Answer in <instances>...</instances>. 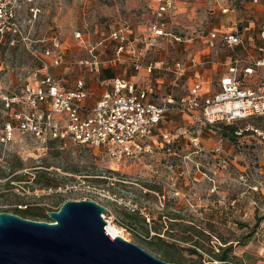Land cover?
Returning <instances> with one entry per match:
<instances>
[{"label":"rangeland","instance_id":"obj_1","mask_svg":"<svg viewBox=\"0 0 264 264\" xmlns=\"http://www.w3.org/2000/svg\"><path fill=\"white\" fill-rule=\"evenodd\" d=\"M152 1L20 0L18 15L27 40L11 43L9 36L0 38V94L25 80L39 67L40 58L49 60L43 49L51 48L54 41L61 44L66 56L61 63L49 67L50 73L60 78L67 88H72L81 78L88 94L92 93L94 98L102 90L100 78L109 73L129 77L130 73L135 74L152 63L154 67L148 71V77L158 68L172 78L173 63L183 62L186 73L162 87L163 95L169 92L172 97L160 100L169 104L171 101L167 99H173V108L166 111L161 127L178 133L176 147L184 156L183 160H176L173 181L165 177L169 173L165 170L155 181L156 176L152 177L151 171L147 172L142 166L138 170V165L108 173L106 165L109 162L100 149L69 140L52 141L41 147L33 144L29 135L18 133L6 155L0 157V210L14 212L16 204L24 202L32 207L41 206L45 211L57 209L66 198L78 196L63 191L62 187L82 176L80 174H86L85 179L100 181L109 190L110 197L98 195V198L108 213L115 216L114 221L120 220L144 232L141 219L144 216L147 226L155 232L153 235L162 237L158 240L150 236L154 245L171 251L172 261L210 264L212 262L207 261L214 258L213 254L224 244L222 240L229 239L232 243L227 258L233 264H264V157L261 139L244 129L247 125L264 128V114L233 123L208 124L198 114L188 115L175 106L179 98L187 94L189 77L196 76L205 85L217 88L231 48L218 42L214 47L207 46L199 35L213 27H229L231 14L212 7L214 0H180L177 11L174 10L168 19V29L179 39L168 34L147 51H143L142 42L137 40L136 52L140 56L144 54L139 69L131 60L107 61L115 56L116 50L114 40L109 37L110 29L125 22L141 36L152 19ZM215 1L236 4L245 14L248 0ZM30 5L39 8L33 21L28 20ZM245 19L237 21L239 28L245 25ZM90 46H94L103 60L97 70H90L81 62L90 57ZM141 70L139 76L146 74ZM154 89L158 90L152 88L153 92ZM153 95L156 97L158 92ZM172 114H176L177 125L169 127L167 120ZM226 124L241 129V133L233 136L227 129L225 134ZM195 135L198 138H190ZM161 158L163 154L158 152L150 158L149 164L155 166ZM181 169L187 170L186 173H180ZM102 173L109 177L96 176ZM122 177L125 181L119 180ZM189 224L200 230L201 245L190 239ZM126 235L167 260L161 250L146 245L145 240L150 237L127 232ZM244 238L245 243H242ZM190 248H195L196 252Z\"/></svg>","mask_w":264,"mask_h":264},{"label":"built area","instance_id":"obj_2","mask_svg":"<svg viewBox=\"0 0 264 264\" xmlns=\"http://www.w3.org/2000/svg\"><path fill=\"white\" fill-rule=\"evenodd\" d=\"M250 1L263 3V17L257 23L259 41L253 46L250 56L246 55L243 38L237 32L209 30L206 33L208 46H215L216 39H219L222 45L232 50L227 71L220 76L215 89L210 84L205 85L200 78H194L188 85L187 94L175 104L182 111L198 114L205 123H233L264 114V0ZM153 3L152 19L141 36L135 34L125 22L110 29L109 37L114 40L116 50L115 56L107 61L120 58L131 60L133 66L139 69L142 64L136 52L137 40L142 42L143 51H147L168 34L179 39L168 29V19L176 8V0H153ZM229 5H220L221 12L227 11ZM20 7V0H0V38L9 36L11 43L27 40L18 15ZM28 9V20L33 21L39 8L30 5ZM88 50L90 57L81 62L87 64L90 70H97L103 60L94 46L88 47ZM43 53L49 56V60L40 58L39 67L30 72L25 80L0 94V157L6 155L19 133L29 135V140L41 147H46L52 141L62 143L69 140L100 149L102 156L109 162L106 165L108 173L138 165V170L142 166L147 172L151 171V176H156L155 181H158L163 170L169 171L165 177L173 181L176 160L184 159L176 147L180 136L159 126L166 111L173 108V99H167L171 101L169 104L149 100L146 88L136 85L128 77L115 74L100 78L102 91L93 104H87L88 90L81 78L72 88H67L60 78L49 71L51 65L59 64L64 59L65 52L61 44L54 41L51 48L43 49ZM152 67V63L145 66L147 71ZM173 70L182 73L179 60L173 63ZM244 129L261 139V155L264 157V128L247 125ZM233 131L241 133V129L234 128ZM190 138L198 137L195 135ZM158 152H162L164 158L159 164L150 165V158ZM185 171L181 169L180 173ZM80 175L62 187L63 191L78 194L68 198H91L103 204L98 195L111 196L100 181L95 183L85 179L86 174ZM96 176L109 177L105 173ZM123 177L119 180L125 181ZM28 204L24 202L16 205L23 208ZM102 216L105 228L111 222L117 234L126 239H129L126 232L142 238H149L155 233L150 227L142 232L120 220L114 221L115 216L108 211ZM207 262L217 263L220 260L212 258Z\"/></svg>","mask_w":264,"mask_h":264},{"label":"water","instance_id":"obj_3","mask_svg":"<svg viewBox=\"0 0 264 264\" xmlns=\"http://www.w3.org/2000/svg\"><path fill=\"white\" fill-rule=\"evenodd\" d=\"M106 211L91 198H66L47 211L50 220L0 210V264H190L110 236L102 216Z\"/></svg>","mask_w":264,"mask_h":264},{"label":"crops","instance_id":"obj_4","mask_svg":"<svg viewBox=\"0 0 264 264\" xmlns=\"http://www.w3.org/2000/svg\"><path fill=\"white\" fill-rule=\"evenodd\" d=\"M214 2H215V5H213L212 7H214L215 9H218V10H220V7H219L220 5H227V3H225L224 1L220 2V3H216V1L214 0ZM179 5H180V0H176V9H175V11H177ZM229 6H231V7L227 11H225L224 13L231 14L232 24L229 27L225 28V29H222L221 27H213L211 29L212 30H217V29H220V30H233V31L237 32L243 38L244 46H245V49H246V55L250 56L253 46L259 41L257 23L263 17V3L262 2L252 3L250 0H248L247 3L245 4V7H246V9L244 10L245 14H243L244 12H241L242 10H240L238 7H236V4H231ZM244 17H246V19H245L246 22L244 23L245 25L243 27L239 28L238 24H236V23H239L237 21L242 20ZM255 20H256V24H255ZM214 28H216V29H214ZM132 29H134V28L132 27ZM199 37L201 38L202 41L207 43V34H203L202 33V34L199 35ZM216 40H218L217 42L220 43L219 39H216ZM225 47H227V46H225ZM205 48H206V46H205ZM138 53H139V51H138ZM139 55H140V53H139ZM143 56H144V54H141L140 58H142ZM231 56H232V53L229 56H227V59H226L227 67H228L229 62L231 60L230 59ZM128 62H130V61H128ZM128 62H126V63L129 64ZM185 67H186L185 64L182 62V73L178 75L176 72L171 71V73L174 74V76H172V78L169 77L170 79L168 77H166L164 75L165 73L162 72L158 68L154 71V74L152 75V77H148V71L146 69L140 68L138 71H136L135 74L134 73H130L128 78L134 80L136 85L146 88L147 91H148V96L151 97L153 100H156V101L159 100L160 101V100L164 99L165 97L166 98L167 97H172L171 93H169V92H167L166 95H163L162 87H163V85L165 83H168V84L169 83H174V80L176 78H179L180 75L183 76L186 73L185 72ZM227 67H226V70L224 72L227 71ZM141 69L145 70V72H146V74H144L145 76L144 75L143 76H139L140 72L142 71ZM194 78H196V76ZM193 79H191V77L188 78V82H189L188 85L191 83V81ZM218 81H219V79H218ZM218 81H217V85H218ZM152 88H156L158 90L154 89V92H153ZM157 92H158V95L155 97L153 95V93H157ZM91 95H92V93L88 94V96L86 97L85 101H86L87 104H93L94 101L99 97L98 96L97 98H94ZM175 116H176V114H172L169 117V119L167 120V125L169 127L177 125L176 124L177 123V119H176ZM162 121H163V119L161 120L160 127H161Z\"/></svg>","mask_w":264,"mask_h":264},{"label":"trees","instance_id":"obj_5","mask_svg":"<svg viewBox=\"0 0 264 264\" xmlns=\"http://www.w3.org/2000/svg\"><path fill=\"white\" fill-rule=\"evenodd\" d=\"M4 37L5 36H3L2 38H4ZM64 55L66 56V54H64ZM113 75H115V74L109 73V75L106 76V77H111ZM148 99L149 100H152V101H156V100H153L149 96H148ZM160 123H161V121H160ZM227 129H229L231 131V134L233 136L235 135L234 134V131H233L234 130V127L232 126V124H226L224 126V131L223 132L225 134L227 133ZM14 212H16V213H18V214H20L22 216H26V217H31V218H36V219H49V216H48L47 211H45L43 209V207H41V206L32 207L31 205H26L23 208H20V207L16 206ZM141 219L143 220V223H144V226H145V230L147 231L149 227L147 226V222L145 221L144 216H142ZM189 229H190V239H193V242L196 243L197 245H201L200 238H199L200 237V235H199L200 234V230L198 228H196V226H194V224H189ZM251 231H252V228L250 229V231H247L246 234L247 235L250 234ZM155 235H158V234H155ZM152 236L155 237L158 240L159 239L160 240L162 239V237L159 236V235L158 236L152 235ZM243 236H245V234ZM245 239L246 238H244L242 240L243 241L242 243H245ZM228 241H229V239L222 240V243H224V244L223 245H220V249L213 254L214 258L217 259V260H220V262H222L223 264H232V261L228 260V258H227L228 257V251L230 250L231 243H232V242H228ZM145 242H146V245L149 248L156 249V250H161L162 253H163V255L167 258V260L168 259L171 260V261L173 260V259H171V258H173V256H171L172 255L171 251L165 249L164 247H161V246L157 247L156 245H154V242H153V239L152 238L149 239V240H145ZM226 242H228V243H226ZM190 250L192 252H196V249L195 248H190ZM200 264H202V263H200Z\"/></svg>","mask_w":264,"mask_h":264},{"label":"bare ground","instance_id":"obj_6","mask_svg":"<svg viewBox=\"0 0 264 264\" xmlns=\"http://www.w3.org/2000/svg\"><path fill=\"white\" fill-rule=\"evenodd\" d=\"M106 230L108 231L110 236H114L117 234V229L111 222L106 224Z\"/></svg>","mask_w":264,"mask_h":264}]
</instances>
